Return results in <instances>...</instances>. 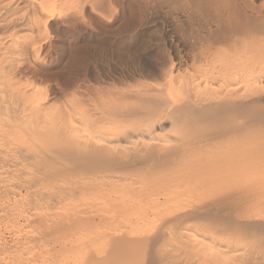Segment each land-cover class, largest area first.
Here are the masks:
<instances>
[{"label": "bare ground", "instance_id": "6f19581e", "mask_svg": "<svg viewBox=\"0 0 264 264\" xmlns=\"http://www.w3.org/2000/svg\"><path fill=\"white\" fill-rule=\"evenodd\" d=\"M0 264H264V0H0Z\"/></svg>", "mask_w": 264, "mask_h": 264}, {"label": "rangeland", "instance_id": "374dc122", "mask_svg": "<svg viewBox=\"0 0 264 264\" xmlns=\"http://www.w3.org/2000/svg\"><path fill=\"white\" fill-rule=\"evenodd\" d=\"M116 7L110 11L111 14H112L111 20L108 21V22H104V21L101 20L102 21L101 23L114 24L116 27L120 26L119 31L120 30L122 31L123 30L122 29L123 23L125 24V22H128L127 20H129V19H132V18L134 19L135 18V16H134L135 13H134L133 10L132 11L131 10H126L125 14L122 16L119 5H117ZM132 13H134V14H132ZM132 20H129V22H131ZM93 31H90V33H92V35L95 36L96 29H95L94 32ZM46 32L44 33L45 37L43 36L44 39L41 38V40H40V42L43 40L42 41L43 43L41 42V49H40V53H39V57L40 58H34L33 53L31 52V53L28 54V57H29L28 61L29 62H27V64H26L27 66L30 65L29 66L30 69L35 68V69H33V71H35V72L37 71L38 72V73H36V75H37L36 79L38 78L37 81L39 83L40 82L43 83V80L46 79V80H44V83H47L46 81H47V78H48L49 82H51V81L56 82L57 81L56 83H58V84L60 83V86L64 87L65 89H69L70 86H73V85H71V83L74 84V85L75 84L82 85V84L87 83L86 81H84V79L87 80V73L85 72L83 67H80V65H78L79 66V68H78L77 65L75 66L74 62H71L69 64L70 65L69 69H68V65L66 67H63L62 69H61V67L57 66V61H58L57 59H59V60L60 59H64V61H67L68 60V54L69 53H73V48H75L80 43V42L77 43V41H78V31L73 29L72 27H69V28L61 27V28H58V29H48ZM154 37H155V40H156L154 42H166V39H164V36H163V34L161 32H157L154 35ZM111 46H112V50L114 51V53H117L119 49L117 48L116 44L111 45ZM80 54H82V52ZM63 57H65V58H63ZM72 64L75 66L74 67L75 71H74L73 66H72V69H73L72 72H74V73L72 75L71 74H67L66 73L67 71L70 72L72 70V69L70 70ZM84 64L81 65V66H84ZM64 68L67 69V70H65ZM64 70H65V72H64ZM40 71H42V72L44 71V74L42 72H40ZM62 72H63V74H62ZM57 74H59V75L57 76ZM60 75H61V77L65 76L64 77L65 79L61 78ZM68 79L71 81V83H70V81ZM91 79H92L91 81L93 82V78H91ZM67 82H69V83L66 84ZM87 84H89V83H87ZM65 86H67V87H65Z\"/></svg>", "mask_w": 264, "mask_h": 264}]
</instances>
